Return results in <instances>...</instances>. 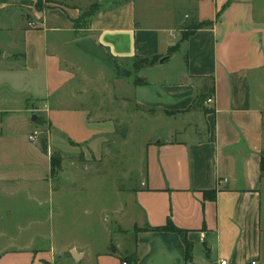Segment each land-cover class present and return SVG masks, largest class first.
Returning <instances> with one entry per match:
<instances>
[{
	"label": "crops",
	"instance_id": "obj_1",
	"mask_svg": "<svg viewBox=\"0 0 264 264\" xmlns=\"http://www.w3.org/2000/svg\"><path fill=\"white\" fill-rule=\"evenodd\" d=\"M35 3L0 0V192L6 196L0 220L7 222L0 225V264H43L53 258L60 259L56 264H123L130 254L136 255V264H210L217 259L264 264V0H49L51 4L45 0L39 7ZM90 5L97 10L87 17V24H75L80 9ZM184 7L195 9L196 22L186 25L187 12L178 14ZM30 14L36 26L25 25ZM203 22L209 25L180 42L176 32ZM49 34L55 36L50 42ZM87 37L116 59L111 62L114 67L75 45ZM177 43V50L167 54ZM182 49L185 71L161 84L157 102L137 96V86L128 89L126 77L119 75L123 63L134 57L169 59ZM159 60L145 68H160ZM103 73L113 77L115 106L107 100L108 90L99 92L101 103L88 106L87 96L94 98L90 80ZM209 88L212 93L203 105L211 110L188 109L196 95ZM39 89L41 97L36 94ZM115 92L124 100L130 94L138 106L171 119L198 114V129L187 134L186 126L193 123L188 118L182 130L171 129L165 139L146 143L138 185L125 190L124 204L106 211L113 226L126 230L122 236L131 235V241L111 233L107 216L105 248L74 240L57 248L44 232H30L31 221L23 219L25 203L48 206L52 224L60 222L57 199L74 190L77 170L98 172L99 163L110 157V145L125 143L123 136L114 137L116 126L106 111L109 104L125 113ZM29 113L37 121L29 119ZM41 114L46 119L43 125ZM34 130L38 135L30 141ZM178 134L184 138H176ZM43 139L47 152L41 150ZM54 150L66 161H58L56 172L50 162ZM167 220L185 230L191 244L188 257L179 234L152 229ZM13 221L16 232L9 230Z\"/></svg>",
	"mask_w": 264,
	"mask_h": 264
},
{
	"label": "rangeland",
	"instance_id": "obj_2",
	"mask_svg": "<svg viewBox=\"0 0 264 264\" xmlns=\"http://www.w3.org/2000/svg\"><path fill=\"white\" fill-rule=\"evenodd\" d=\"M41 1L42 3L45 2V0ZM47 2L49 3V0H47ZM59 4L63 6L65 5L63 2H60ZM94 8L95 7H93V5H90L80 9L78 18L75 19L76 24H86L88 14L94 10ZM178 10V14L180 16H183L184 12H187L189 15L187 19H184L186 25L189 22H196V19L194 18L195 9L193 7H184ZM25 25L27 27L36 26V20L31 14L27 15V17L25 16ZM176 36L181 39V34H179V32H176ZM48 37L50 42L55 36L49 34ZM59 38V40L63 41L65 37L60 36ZM60 50H63L62 53L65 55H71V51H68L67 49ZM183 54L184 50L182 49L181 51L171 55V58H166L167 60L160 64L161 66H156L160 68H144L141 71H137L133 67L134 63H139L143 57H138V59L134 57L129 62L123 63L119 75H124L126 77V87L128 89H130L132 85H135V82L138 84L136 85L137 87L134 88V93H136L137 96H142L143 100H146L150 103L157 102V100H159L157 99V94L161 93V84L165 82H171L172 80L176 79L178 75L181 74V72L185 71V57ZM108 63L109 66L114 67L113 63ZM167 75L170 76L168 77ZM106 76L107 75L105 73L100 76L93 75L92 81L90 80L91 84H89V89L92 90L89 91L94 92V98L91 99L86 95L88 99L85 98V100L87 99L86 104L88 106H90L91 103H94V101L101 103L100 100L104 99L100 98L101 95L99 92L104 90H108L107 92H104L107 93V100L112 104L114 98H112L113 91H111V85L113 82L111 81L110 77H113L110 76L108 78ZM117 76L118 75H115L114 77ZM103 79H106V81ZM144 80L146 85H139ZM89 91L86 93L88 94ZM36 94H38V97L43 96L40 95L42 94L40 89L36 92ZM114 94L117 96L116 98L120 102V105H122L120 108L125 111V113L118 111L119 109L116 108L118 105L113 108V106H110L109 104L106 107V111L110 113L108 115L114 120L113 123H115L117 129V132L115 131L114 137L121 139L123 136L122 139L125 140V143L114 146L110 145V157L108 161L103 159V161L99 163V173L93 171L91 172L85 167L77 170L80 171V174L77 178V183H75L74 190L65 191V193L60 195V201L57 199L59 207L57 208V206H55V209L57 211L60 208V222L54 221L55 224H52V221L49 218V215L51 214L49 213L50 210L48 209V206L39 208L34 201H31L28 204L25 203L27 207L25 208L26 215L24 214L23 219L29 218L31 221V225L28 227L30 232H36L38 230L39 233L44 232L49 238L50 243L54 244L57 248L68 247L73 240L87 242L93 247V249L99 250L105 248L109 243L107 234L105 232V225L108 224L105 221V218H107V216L110 217L109 208L120 203H125L127 199L126 197H128V192L125 190L133 189L138 185L139 172H141V169H143L145 165L146 143L154 142L158 139H165L169 135L171 129L182 130L184 128V120H187L188 118L191 119L193 123H191L190 126H186L187 134H189V132L192 134V132L196 129L197 124H195V122L197 121L196 118L198 117V114L191 116L185 115L177 117L176 119H171L167 116L157 115L154 111H150L148 107L138 106L135 104L134 99L130 96V94H127V99L125 98V100L119 98L121 96L118 92H115ZM85 100L82 99L83 104L85 103ZM96 106L97 105L95 104L94 107ZM203 107L205 108L206 112L211 110L210 108L206 107V105H203ZM28 116L29 119H31L32 114L29 113ZM41 119L42 120L40 121V124L43 125V122H46L43 114H41ZM5 132L9 134L8 130L4 131L3 135L6 134ZM52 132L58 133L56 129H52ZM176 138L183 139L184 137L183 135L178 134L176 135ZM52 154L56 155L59 158V161L62 158V160L66 162L65 158L63 159V156L59 151L54 150ZM68 158L69 157H66V159ZM52 170L56 172V167H54ZM114 182H116V186H118L120 190H115ZM262 193L264 204V191ZM9 201L14 200L9 198ZM0 202L2 207H4L6 203V196L2 192H0ZM56 211H54V214ZM54 216V218H57V214ZM111 220L112 218L110 217L108 222H110L109 224L111 226V233H117L120 235L119 237H123L122 234L126 230H124L121 226H113ZM35 222H41L44 225L42 226ZM6 224L7 222L5 218L0 220L1 226H6ZM15 226L16 223L14 221L11 222L9 224V230L16 232ZM123 238L126 239L125 242L132 240L131 235L125 236ZM41 241L42 238H39L38 240L35 239V243L37 245L40 244ZM123 245L124 243H122L121 246ZM59 261V258H53L51 261L45 259L43 264H56Z\"/></svg>",
	"mask_w": 264,
	"mask_h": 264
},
{
	"label": "trees",
	"instance_id": "obj_3",
	"mask_svg": "<svg viewBox=\"0 0 264 264\" xmlns=\"http://www.w3.org/2000/svg\"><path fill=\"white\" fill-rule=\"evenodd\" d=\"M40 3H41V0H36L35 6L39 7ZM93 7H95L94 10H92L88 14V16L92 15L97 10L96 9V5H93ZM219 15H220V12L217 13V17ZM87 22H88V18H87ZM75 24H76V22H75ZM206 25H209V23L208 22H203V23H199V24H190V25H188L183 31H181L180 42L183 41V40H186L197 28H199L201 26H206ZM177 47H178V43L173 45V46H171L170 48H168L167 54H171V53L175 52L177 50ZM135 58L138 59V57H135ZM159 58H160L159 56L143 57L142 60L139 63H134V67L133 68L136 69L137 71H139L142 68H145V67H148V66H151V65L155 64L159 60ZM118 66L119 65H117V67ZM134 84L138 85L136 82ZM139 85H146L145 80ZM211 93H212V90L209 88L205 92L197 94L188 109L192 110V109H195V108H200L201 110L206 112L205 108L203 107V104H204V101L207 98H209L208 96ZM41 150L43 152H47V143H46L45 139H43L42 142H41ZM80 157L82 158L81 155H80ZM81 158H80V160H82ZM58 161H59V158L56 155L52 154L51 157H50V162H51L52 169H54V167L56 166ZM261 170H264V158L261 161ZM210 193H212V192H210ZM152 229L153 230H169V231H173V232L179 234L181 239H182V241H183V243H184V245H185L186 255H187V257L189 256L191 244L188 242V240L186 238L185 230L177 228L175 225H173V223L170 220H167V222L164 225L159 226V227H155V228H152ZM123 260H124L123 262H125L126 264H136L137 257H136L135 254H130V255L124 257Z\"/></svg>",
	"mask_w": 264,
	"mask_h": 264
},
{
	"label": "water",
	"instance_id": "obj_4",
	"mask_svg": "<svg viewBox=\"0 0 264 264\" xmlns=\"http://www.w3.org/2000/svg\"><path fill=\"white\" fill-rule=\"evenodd\" d=\"M75 45L84 53L90 54L99 60L109 61L113 63L117 62L113 56L109 55L101 45L93 41L91 38L87 37V38L79 39L75 42ZM166 58L167 56L162 57L159 60V63H162L163 60H165ZM37 119L38 118L35 114L31 116L32 121H37ZM71 254L74 258L77 257V254L75 252L72 251Z\"/></svg>",
	"mask_w": 264,
	"mask_h": 264
},
{
	"label": "built area",
	"instance_id": "obj_5",
	"mask_svg": "<svg viewBox=\"0 0 264 264\" xmlns=\"http://www.w3.org/2000/svg\"><path fill=\"white\" fill-rule=\"evenodd\" d=\"M207 101L210 102L211 101V98L208 99ZM37 135H38V131L37 130H34L31 134H29L28 139L30 141H34L36 139ZM123 264H126V263L123 262ZM210 264H228V261L226 259H217V260H212L210 262ZM249 264H256V261L255 260H251L249 262Z\"/></svg>",
	"mask_w": 264,
	"mask_h": 264
},
{
	"label": "flooded vegetation",
	"instance_id": "obj_6",
	"mask_svg": "<svg viewBox=\"0 0 264 264\" xmlns=\"http://www.w3.org/2000/svg\"><path fill=\"white\" fill-rule=\"evenodd\" d=\"M119 67V66H118Z\"/></svg>",
	"mask_w": 264,
	"mask_h": 264
}]
</instances>
